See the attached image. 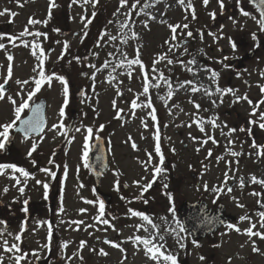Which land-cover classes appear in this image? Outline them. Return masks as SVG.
Here are the masks:
<instances>
[{
  "label": "rangeland",
  "instance_id": "obj_1",
  "mask_svg": "<svg viewBox=\"0 0 264 264\" xmlns=\"http://www.w3.org/2000/svg\"><path fill=\"white\" fill-rule=\"evenodd\" d=\"M64 1L55 0L56 6L51 7L50 0H0V12L7 10L0 16V27L10 26L15 34L25 32L27 26L30 27L28 33L36 32L51 25L57 15L63 16L64 27L70 26L69 37L61 35L53 39L56 43L54 55L47 54L46 48L54 45L51 40L54 34L48 32L41 37L27 34V42L47 39L43 41L46 47H41L44 48L42 67L46 76L52 59L64 54L65 43L68 47L72 44L74 49L83 48L76 72V87L69 86L65 96L64 86L58 80L57 87L46 84L44 95L48 100V130L44 136L50 137L56 125H63V128H57L58 131L66 130L69 114L74 121L75 132L71 135L73 146L77 145L78 183L72 185V193L64 195L63 209L54 225L39 223L27 227V264H37V259H47V263L50 251L53 256L60 254L58 264H157L135 239L138 236L148 238L157 231L166 244L162 251L176 255L178 264H264V239L250 238L246 234L252 224L256 225L254 232L264 233L259 215L264 212V185L252 183L253 176L264 180V155L261 154L264 152V129L259 126L264 123L260 119L264 114V103H260L264 100L261 91L264 87V31L259 27V16L248 1L240 0L238 4L237 0H223L225 14L221 13L220 0H208L207 5L203 0H183V3L181 0H141L128 6H121V1L106 6L102 0L95 5L77 0L68 6ZM241 8L250 16L242 15ZM100 9L103 16H100ZM30 19L41 23L29 24ZM89 19L91 23H88ZM220 20L224 27L214 25ZM96 25L99 27L95 30ZM170 25L180 26L175 39H172ZM188 32L192 35L188 36ZM184 41L192 43L182 45ZM234 42L239 44V49L243 46L248 51H259L239 77L232 79L225 58L237 53L232 49ZM3 49L0 84L8 77L6 46ZM29 54L27 49V81L31 63ZM137 57L143 66H129L128 62ZM39 64L40 61L36 71L32 67V79L39 78ZM17 74L13 72L10 79L16 84V93L5 95L0 101V119L9 117L22 100H27L19 97L24 86L16 83L23 81ZM242 79H248L250 86L242 84ZM235 83L240 86L232 90L230 87ZM145 86L149 88L148 93L143 92ZM233 92L237 97L231 95ZM78 93L81 95L76 96ZM245 94H249L251 104L248 100L238 99ZM9 97L16 100V105ZM133 103L137 107L133 108ZM223 107H230L232 113L228 115V110H222ZM61 109L65 112L64 117L60 116ZM88 128L93 132L86 139ZM96 135L105 137L110 155V171L101 187L117 197L113 207L119 210L110 215L104 208L103 217L99 214V199L90 192L86 179L89 177L88 166L85 167L83 158L84 145L88 144L89 155ZM253 143L257 147H253ZM157 144L159 153L155 151ZM233 152L240 155L233 156ZM161 155L164 157L162 165ZM154 166L165 171L155 176ZM153 179L155 183L141 197L142 186ZM241 179L243 187H240ZM179 181H182L181 185L177 184ZM233 181L235 185L228 193ZM125 186L131 197L144 198L149 205L144 204L143 209H123L121 193ZM215 188L224 191L217 193L213 191ZM183 200H205L214 210L219 203L226 205L227 212L237 217L234 226L241 231L225 226L213 238L193 244L195 240L186 230L180 232L176 224L179 221L183 225L176 212ZM173 207L175 216L171 211ZM130 210L147 215L152 223L132 216ZM244 216L249 219L242 221L240 218ZM103 220L109 223L104 224ZM152 224L157 228L154 229ZM105 238L110 241L104 242ZM177 240L185 247L181 248ZM112 244L120 245L124 252ZM253 245L259 252L253 251ZM101 249L108 255H100ZM11 254L5 252L6 258L10 259ZM159 264L167 262L161 258Z\"/></svg>",
  "mask_w": 264,
  "mask_h": 264
},
{
  "label": "flooded vegetation",
  "instance_id": "obj_2",
  "mask_svg": "<svg viewBox=\"0 0 264 264\" xmlns=\"http://www.w3.org/2000/svg\"><path fill=\"white\" fill-rule=\"evenodd\" d=\"M106 1V0H102ZM115 1L121 0H111L106 1L108 3H112ZM141 0H127L128 6L130 3H139ZM66 5H70L72 0H65ZM65 6L62 5V8ZM222 14L226 13L225 7L221 10ZM63 16L57 15L54 19L51 20V25L47 24L45 27H41L40 30L36 32L40 33H50L55 36H51V40L57 39L64 35L69 37L71 34L70 26L64 27L62 25ZM214 25H219L220 27H224L223 20L214 22ZM30 27L27 26V33L30 32ZM25 31V32H26ZM23 32V33H25ZM33 32L31 34H34ZM22 34V33H21ZM15 34L11 31L10 26L0 27V44L4 45L3 48H7V56H12L13 59L11 61L8 60V64L6 65V75L8 76V69L11 67L12 75L13 72H17V76L19 79L27 80V49L30 51L28 56L29 61H31L29 68V83L23 84L24 90L19 94V97H28V93L30 91L35 90V84L33 79L31 78V74L34 72L32 67L36 69V64L39 61L37 56L40 54V48L44 45L46 40L40 39L38 43L36 42H27V34L21 35ZM76 36L77 33H74ZM42 36V35H41ZM39 36V37H41ZM11 37V39H9ZM55 37V38H54ZM196 39V38H194ZM14 41V43H13ZM44 41V42H43ZM54 45H49L47 48V54L54 55L56 52V43L55 40L52 41ZM192 42H188L186 44H191ZM35 44H39L40 48L36 49V55L32 54L33 46ZM236 48L233 49L235 54H229L225 58V63L228 71L230 72V76L233 78H238L239 74L247 68L251 59L257 55L259 50H245V48L241 45L242 48L239 49V44L234 42ZM27 45V46H25ZM0 49V54H5L3 52L5 49ZM239 49V51H238ZM44 50V48H43ZM64 54L60 55V57H54L52 59V64L50 65L47 76L52 77L51 86L57 87L55 84L58 82L56 79L57 76H64V78L68 82V87L75 88L76 87V77L77 71H79V53L80 50L74 49L73 45L70 46L63 52ZM15 63V64H14ZM21 69V70H20ZM219 69V68H217ZM22 75V76H20ZM84 75V73H83ZM18 79V78H17ZM226 79L223 78V80ZM54 81V82H53ZM230 81V80H229ZM225 82V81H224ZM1 84L6 85L5 95H9L11 93H16L15 82L10 81V79H5V81ZM47 82H45L39 92L33 96L32 100L29 102V109H25L21 114V120L25 118V116L30 114L31 109L38 103L40 100H46L48 104V100L46 98L45 93L47 92L45 89ZM242 84L250 86V81L248 79H242ZM240 85L235 83L234 87H230L232 90L238 88ZM27 90L29 91L27 93ZM44 93V94H43ZM81 93H78L76 96H80ZM232 96L237 97V93L233 92ZM249 99V94H245L244 97ZM46 104V105H47ZM229 109L222 108V110H228V115L232 113L230 107ZM46 108V115H47ZM15 108L12 111L9 117H3L0 119V125L10 123L15 121ZM231 111V112H230ZM222 114V111L220 112ZM68 121L66 120L67 127L64 131H58V127L52 128V133L50 137L44 136L48 130V122L46 116V123L43 127V130L39 134H31L30 136H26L17 131V127L10 130L9 139L7 142H4L2 138H0V142L4 143V148L0 149V165H15L18 168H23L25 171L29 173L28 177H24L18 172H13L11 168L4 169L3 174H0V262L2 264H17L15 257L18 255H25V259L21 260L19 264H27V227L33 224L43 223L46 225H54L57 218L63 209V200L64 195L67 193H72L74 190L71 189L72 185L78 183L79 179V168L77 165L76 152L77 145L73 146V138L72 133L74 129V121L71 120L70 114L67 116ZM16 126L19 125L20 121H15ZM57 126V125H56ZM3 129L0 128V131ZM66 133V135L64 134ZM33 144H36V151L32 153L31 156L28 155L31 150ZM92 148V146H91ZM108 149V148H107ZM109 153V151H108ZM107 153V154H108ZM109 155V154H108ZM110 160V155H109ZM35 161V163H33ZM47 169L48 171H45ZM110 171V161L109 168L107 172L103 175V177L99 181V185L95 180V177L91 169L88 167L87 173L89 177L86 176L88 186L90 188V192L92 191L94 197L99 198V194L108 193L107 190L101 187L102 180L108 175ZM53 173L54 175L50 174ZM66 173V175H65ZM17 180L19 183H17ZM39 181L40 183H37ZM182 181H179L177 184L181 185ZM186 183H184L185 185ZM44 185H47V189H45ZM23 188V192L20 189ZM7 189V191H5ZM128 188L124 187L122 191V204L121 207L123 209L132 208H142L147 207L149 203H144V198L137 199L131 197L128 194ZM47 196V198H45ZM101 202V201H100ZM112 205H107L104 208L109 212L110 215L117 214L119 210L115 209ZM27 208L28 211L25 212L24 209ZM126 214V213H125ZM19 235L21 239L18 241L15 237ZM11 248L13 244H16L20 248V252H16L15 250L11 251L12 254L7 259L5 256V252L7 254V250L5 247ZM4 251V252H2ZM10 252V251H9ZM53 252H49L48 259L52 257L53 260H38L37 264H58V258L60 257L59 253H56L55 256L52 255ZM15 261V262H14Z\"/></svg>",
  "mask_w": 264,
  "mask_h": 264
},
{
  "label": "snow or ice",
  "instance_id": "obj_3",
  "mask_svg": "<svg viewBox=\"0 0 264 264\" xmlns=\"http://www.w3.org/2000/svg\"><path fill=\"white\" fill-rule=\"evenodd\" d=\"M77 0H72V3H76ZM93 3L95 5V3H98V0H84V3ZM204 4L207 5L208 3V0H203ZM181 3H183V0H181ZM237 3L239 4L240 3V0H237ZM127 4V0H121V6H125ZM50 5L51 7H55V0H50ZM259 5H260V16L261 17H264V0H259ZM220 7L221 9H223L224 5H223V0H220ZM7 12V10H5L4 12H0V16L2 15H5ZM241 14L244 15V16H250V13L247 12V11H244L243 8H241ZM11 15H15L14 13H12ZM213 17H214V13L212 14ZM51 16V10H49V17ZM93 16H95V13H93ZM193 16H194V13H193ZM37 23H41V21H38V20H35V19H30L29 20V24H37ZM46 23V21L44 22ZM88 23H91V20L89 19L88 20ZM258 24H259V27L262 31H264V19H260L258 20ZM127 25H122V27H126ZM85 27H87V25H85ZM145 27H147V24H145ZM180 27L179 25L177 26H171L170 25V28H171V31L173 33V37L172 39H175V33L177 31V28ZM183 27L187 28L188 26L187 25H183ZM24 34H31V33H27V31L25 33H22L21 35H24ZM107 33H105L106 35ZM35 35L37 37L41 36V35H45L44 33H40V32H36ZM133 35H135V33H133ZM188 36H191L192 33L191 32H188L187 33ZM103 37H101L102 39ZM255 34L253 35V39H255ZM9 39H11V37H9ZM111 39L115 40L116 38L115 37H111ZM127 42V41H125ZM14 43V41H13ZM27 46V45H25ZM4 47V45L0 44V49H2ZM68 47V44L65 43L64 45V48L65 50L67 49ZM232 47L233 49L236 48V45L233 43L232 44ZM37 48H40V45L39 44H35L33 46V50H32V54L35 56L37 53H36V49ZM138 51V50H137ZM42 57H44V51L42 48H40V54L39 56H37V59L40 61V64L37 66L39 71H38V76L39 78H33L34 80V84H35V90L34 91H30L28 93V97H27V100H22V102L19 104V106H16L15 107V111H14V114H15V121H20V123L23 125V127L20 129L21 131H23L25 133V135L27 136L29 132H41L43 130V127H44V120L42 118V116L40 115V109L39 107H37L35 110H33V114H32V117L29 118V119H26V120H21V114L24 112L25 109H29L30 105L28 103V101L32 100L33 96L36 95L37 92L40 91L41 89V86L47 82L49 85L51 83V79L52 77L50 76H46L45 75V72L43 71V59ZM13 59L12 56H8V60L11 61ZM160 59H166V57H161ZM195 61H191V63H194ZM129 63V66L133 65V64H141V61L139 60V58L137 57L136 59H132L131 61L128 62ZM156 63H159V60L156 61ZM168 63H172L171 60H168ZM141 66H143L141 64ZM91 67H95V65H91ZM105 67H107V65H105ZM34 71H36V69H34ZM215 75V73L213 74ZM11 76H12V70H11V67H9L8 69V79H11ZM57 80L60 81V83L64 86L63 88V91H64V94L65 96H67V93H68V82L67 80L63 77V76H57L56 77ZM144 79H145V82L147 83V73H145V76H144ZM17 84H28L29 81L27 80H24V81H16ZM155 87H159V85H154ZM197 89H193V91H196ZM149 91V88L147 86H145L143 88V92L144 93H148ZM218 91H222V90H219ZM229 92H231L232 90L231 89H228ZM261 91L264 92V87L261 88ZM169 95H171V92L169 93ZM5 99V86L4 84H0V101L4 100ZM11 103L13 105H16V100L12 99L11 97L8 98ZM238 99H244V100H248V98L245 96V97H242V98H238ZM248 103H252L251 100H248ZM260 103H264V100H262ZM133 108L137 107V105L135 103H133L132 105ZM148 107L151 108V104L149 103ZM197 108H199V105H196ZM255 114V113H253ZM60 116L61 117H64L65 116V112L63 111V109H61L60 111ZM153 119H155V116H153ZM261 120H264V114L261 115L260 117ZM13 121V122H10V123H6V124H3V125H0V128H2L3 130L0 131V138L3 139L4 142H7L8 139H9V133H10V130L15 128L16 127V122ZM252 123H255V121H252ZM262 129H264V123H261L259 125ZM54 127H59V128H63V125H59V126H54ZM77 131H79V129H76ZM201 131H204L203 128L200 129ZM235 131V130H233ZM92 132L93 130L91 128H88L87 129V133H88V136L86 137L87 138H90L92 136ZM66 135V133H64ZM159 139V137L157 136V140ZM207 141H205L206 143ZM215 142V141H213ZM4 143L3 142H0V149L4 148ZM36 147L37 145L36 144H33L31 150L29 151L28 155L31 156L33 152L36 151ZM133 148L136 147V145L133 143L132 145ZM253 147H257V145H255V143H253ZM155 151L157 153L160 152V147L159 145L157 144L156 146V149ZM262 155H264V152L261 153ZM209 155H211V153H209ZM233 156H237V155H240V153H235L233 152L232 153ZM83 158H84V164H85V167L88 166V144L86 143L84 145V152H83ZM149 159H151V154H149ZM163 161H164V157L163 155L160 156V165L163 164ZM33 163H35V161H33ZM7 168H11L13 172H18L20 173L21 175H23L24 177H28L29 176V173L27 171H25L23 168H18L16 167L15 165H0V174H3V171L4 169H7ZM45 171H48L47 169H45ZM165 170L160 167V166H154V174L155 176H159L162 172H164ZM52 175H54L53 173H50ZM66 175V173H65ZM17 183H19V181L17 180ZM37 183H40L39 181H37ZM155 183V179H153L152 181H150L147 185H143L142 186V191H141V197L143 196V193L146 192L149 188H151L152 184ZM252 183H259L261 185H264V180H257V178L255 176L252 177ZM137 184H139V182H137ZM244 186V182L243 180L241 179L240 181V187H243ZM45 189H47V185H44ZM165 187H167V185H165ZM208 188H207V185H205V191H207ZM5 191H7V189H5ZM21 192H23V188L20 189ZM213 191L217 192V193H221L223 192L224 190L222 188H215L213 189ZM232 189L231 188H228L227 189V192L228 193H231ZM252 195H259V193H252ZM47 198V196L45 197ZM139 199V198H138ZM235 199V198H234ZM88 203H92L91 201H87ZM148 201L147 200H144V203H147ZM240 207H243V205H238ZM104 203L101 201L100 204H99V214L101 217H103L104 215ZM262 207H264V205H262ZM25 212L28 211L27 208L24 209ZM131 211V215L132 216H135V217H140L141 219L147 221L149 224L152 223V221L149 219V217L147 215H144L143 213L141 212H138V211ZM172 213H173V216H175V209L174 207L171 209ZM260 217H261V221H260V227L261 228H264V212H261L260 214ZM242 221L243 220H247L249 219V217L247 216H244V217H241L240 218ZM104 224H108L109 222L107 220H103L102 221ZM223 223V222H221ZM176 224L177 226L179 227V230L180 232H184L185 229L183 227V225L180 224L179 221H176ZM140 227H143V225H141ZM152 227L155 229L157 228V226L155 224H152ZM227 227L229 229H232V228H235V231L237 232H240L241 229L239 227H235L233 224H228ZM256 227L255 224H252L247 230H246V234L251 238L253 236H258L259 238L261 239H264V233H261V232H254L253 229ZM145 231H147V229H145ZM50 233H51V229H50ZM157 237H159V242H157ZM16 240H20L21 237L19 235H17L15 237ZM49 239H50V236H49ZM136 242L138 244H142L144 246V249L146 251V254H150L149 258L153 261H157V264H159V261L162 260L167 262V264H178V259H177V256L176 255H173V254H166L164 251H162V249H164L166 247V244L164 242V237L162 235L159 234V232L157 231L155 234H150L148 238H143V237H136ZM177 243L179 244V246L181 248H184L185 247V244L182 243L180 240H177ZM193 244H196V241H193ZM66 246V245H65ZM198 246V245H197ZM5 247H6V242H5ZM47 247V245H46ZM84 247V242H82L81 244V248ZM112 247H115V248H119L120 251L123 253L124 252V249L123 248H120V245L118 244H112ZM6 250L7 251H13L15 250L16 252H20V248L18 245L16 244H13L11 248H7L6 247ZM253 251L254 252H259V249L257 247H255V245H253ZM100 255L102 256H107L108 253L105 252L103 249L100 250L99 252ZM16 259V262L17 264H19V262L23 259H25V255H18L15 257ZM201 259H204V257H201ZM0 264H2V262H0ZM122 264V262H121Z\"/></svg>",
  "mask_w": 264,
  "mask_h": 264
},
{
  "label": "water",
  "instance_id": "obj_4",
  "mask_svg": "<svg viewBox=\"0 0 264 264\" xmlns=\"http://www.w3.org/2000/svg\"><path fill=\"white\" fill-rule=\"evenodd\" d=\"M250 4L255 6L260 14L259 0H249ZM260 19L264 17L260 16ZM6 86V85H4ZM6 89V87H5ZM45 100H41L35 106H33L30 114L26 116L23 120L32 117L33 110L37 107L40 109V115L44 120L45 125V110H46ZM23 125L20 123L17 126V131L25 133L20 129ZM40 133V132H39ZM37 132H29L27 136L31 134H39ZM26 137V135H25ZM105 140L103 137L98 136L94 143L91 154H89L88 164L93 171L97 185L99 184L100 178L103 176L105 171L109 166L108 154ZM233 185V184H232ZM232 185L230 187H232ZM99 197L104 202V204H112V196L109 194H99ZM226 206L224 204H219L218 207L213 210L208 206V203L204 200L198 202H188L183 201V203L178 207V214L182 218L185 229L187 232L193 236L195 240L205 239L207 236H214L218 230L228 224H232L236 221L235 216L231 214H226ZM223 222V223H221ZM108 239H105L107 241Z\"/></svg>",
  "mask_w": 264,
  "mask_h": 264
},
{
  "label": "trees",
  "instance_id": "obj_5",
  "mask_svg": "<svg viewBox=\"0 0 264 264\" xmlns=\"http://www.w3.org/2000/svg\"><path fill=\"white\" fill-rule=\"evenodd\" d=\"M166 192V191H165Z\"/></svg>",
  "mask_w": 264,
  "mask_h": 264
}]
</instances>
